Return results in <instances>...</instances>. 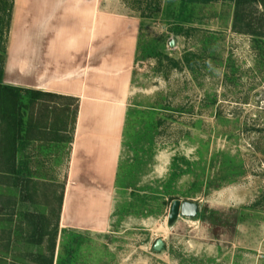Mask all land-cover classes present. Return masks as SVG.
<instances>
[{
	"label": "rangeland",
	"instance_id": "374dc122",
	"mask_svg": "<svg viewBox=\"0 0 264 264\" xmlns=\"http://www.w3.org/2000/svg\"><path fill=\"white\" fill-rule=\"evenodd\" d=\"M96 1L137 22L114 169L81 183L79 101L36 102L23 194L0 173V264H264V38L233 31L234 0ZM174 200L197 216L171 220Z\"/></svg>",
	"mask_w": 264,
	"mask_h": 264
},
{
	"label": "crops",
	"instance_id": "0c3cea01",
	"mask_svg": "<svg viewBox=\"0 0 264 264\" xmlns=\"http://www.w3.org/2000/svg\"><path fill=\"white\" fill-rule=\"evenodd\" d=\"M13 8L15 25L24 19L26 25L25 42L9 53V84L76 98L73 167L81 183L96 180L102 164L108 177L125 115L137 22L99 10L96 0H15Z\"/></svg>",
	"mask_w": 264,
	"mask_h": 264
},
{
	"label": "trees",
	"instance_id": "16d2710c",
	"mask_svg": "<svg viewBox=\"0 0 264 264\" xmlns=\"http://www.w3.org/2000/svg\"><path fill=\"white\" fill-rule=\"evenodd\" d=\"M14 1L0 0V173L2 178L5 176L4 178L11 181V186L18 188L23 194V188L30 182L31 175L28 163L19 159V155L28 141L35 140L34 132L38 128V123L32 121L30 113L36 102L46 98L67 97L24 89L3 82L5 40L11 26ZM181 1L209 3L215 0ZM232 28L239 34L264 38V0H234ZM22 199L24 200V196Z\"/></svg>",
	"mask_w": 264,
	"mask_h": 264
},
{
	"label": "water",
	"instance_id": "95a60500",
	"mask_svg": "<svg viewBox=\"0 0 264 264\" xmlns=\"http://www.w3.org/2000/svg\"><path fill=\"white\" fill-rule=\"evenodd\" d=\"M198 207L195 203L185 201L180 202L179 200H174L170 206V219H176L179 215L187 216L190 218H194L197 216ZM163 246V242L161 240H157L154 249L160 250Z\"/></svg>",
	"mask_w": 264,
	"mask_h": 264
},
{
	"label": "bare ground",
	"instance_id": "6f19581e",
	"mask_svg": "<svg viewBox=\"0 0 264 264\" xmlns=\"http://www.w3.org/2000/svg\"><path fill=\"white\" fill-rule=\"evenodd\" d=\"M68 198H69V196L67 194V197H66V200H65V205H67V203H68ZM66 209H67L66 206H64V211L65 212H66ZM65 212H64V215L66 214Z\"/></svg>",
	"mask_w": 264,
	"mask_h": 264
}]
</instances>
